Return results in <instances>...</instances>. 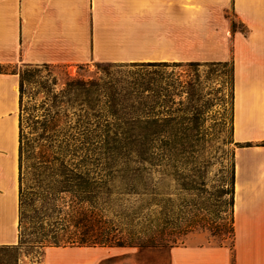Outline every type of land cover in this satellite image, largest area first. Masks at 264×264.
I'll return each instance as SVG.
<instances>
[{
	"label": "crops",
	"instance_id": "0c3cea01",
	"mask_svg": "<svg viewBox=\"0 0 264 264\" xmlns=\"http://www.w3.org/2000/svg\"><path fill=\"white\" fill-rule=\"evenodd\" d=\"M227 60L236 144L232 250L179 246L168 264H264V0H0V66L15 69L0 71V246L17 241L21 66ZM100 258L87 247L45 252L46 264Z\"/></svg>",
	"mask_w": 264,
	"mask_h": 264
},
{
	"label": "rangeland",
	"instance_id": "374dc122",
	"mask_svg": "<svg viewBox=\"0 0 264 264\" xmlns=\"http://www.w3.org/2000/svg\"><path fill=\"white\" fill-rule=\"evenodd\" d=\"M227 17L233 32L237 23L231 12ZM103 63L109 62L77 67L21 66L19 76L31 74L24 83L23 105L28 104L31 95L36 102L43 100L45 92L39 83L46 82L44 85L58 92L71 80L103 76L98 70ZM165 63L170 66L163 68L159 76L173 82L177 89L173 103L162 108L161 118L166 122H160L153 154H143L144 139L138 129L133 130L129 152L115 154L104 172L109 174L107 195L98 196L95 185L91 186V202L85 204L90 218L80 237L87 242V248L101 253L96 264H168L171 249L179 246L214 245L232 250L231 192L236 144L231 137L230 60L174 62L180 66ZM0 71L15 69L0 66ZM138 71L126 66L111 69L114 78L128 81L135 79L133 74ZM54 80L56 84L52 85ZM100 169L101 164L97 166ZM102 226L122 246L94 244ZM68 229L73 231L71 226ZM14 246L0 249V264H46L47 248L19 244V231Z\"/></svg>",
	"mask_w": 264,
	"mask_h": 264
},
{
	"label": "trees",
	"instance_id": "16d2710c",
	"mask_svg": "<svg viewBox=\"0 0 264 264\" xmlns=\"http://www.w3.org/2000/svg\"><path fill=\"white\" fill-rule=\"evenodd\" d=\"M171 64L180 66L181 63ZM98 66L103 76L88 81L71 80L58 92L44 85L46 82L39 83L45 92L43 100L36 102L31 95L27 105H23L24 83L31 74L26 72L19 76V244H31L39 249L87 247L80 236L90 218L85 204L91 202L92 184L98 196L107 195L105 184L109 174L104 172L115 154L129 152L133 130L138 129L144 139L143 154L146 151L153 154L160 122H166L161 118L162 108L173 101L177 89L173 82L159 76L169 63H103ZM124 66L138 68L137 74H133L135 79L114 78L111 69ZM162 81H165L164 86ZM55 84L56 80L52 82ZM88 164L95 167L87 169ZM99 164L101 169L97 170ZM231 193L233 206V188ZM101 214L103 216V212ZM70 226L73 231L68 229ZM231 233L233 239L232 228ZM114 237L102 226L99 240L94 244L122 246ZM14 247L0 246V249Z\"/></svg>",
	"mask_w": 264,
	"mask_h": 264
}]
</instances>
